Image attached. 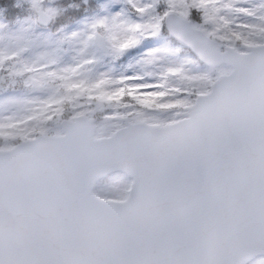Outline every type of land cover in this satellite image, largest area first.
Masks as SVG:
<instances>
[{
    "label": "snow or ice",
    "instance_id": "obj_1",
    "mask_svg": "<svg viewBox=\"0 0 264 264\" xmlns=\"http://www.w3.org/2000/svg\"><path fill=\"white\" fill-rule=\"evenodd\" d=\"M6 5L0 264H264V0Z\"/></svg>",
    "mask_w": 264,
    "mask_h": 264
},
{
    "label": "rangeland",
    "instance_id": "obj_2",
    "mask_svg": "<svg viewBox=\"0 0 264 264\" xmlns=\"http://www.w3.org/2000/svg\"><path fill=\"white\" fill-rule=\"evenodd\" d=\"M8 3L11 4V6L17 4L18 2L20 4H24V0H7ZM0 3L1 0H0ZM15 11H19V9H16ZM31 126L29 125H20V126H8L5 125L4 127H0V135L4 136L6 139L11 141L12 138L17 137V136H23V135H28L30 132Z\"/></svg>",
    "mask_w": 264,
    "mask_h": 264
},
{
    "label": "trees",
    "instance_id": "obj_3",
    "mask_svg": "<svg viewBox=\"0 0 264 264\" xmlns=\"http://www.w3.org/2000/svg\"><path fill=\"white\" fill-rule=\"evenodd\" d=\"M1 2L3 3V0H1ZM6 7H8L10 9V12L9 13H5V15L8 16L9 19H11L12 18V15H11V8H12V6H11L10 3H8V1H7ZM2 19L4 20V22H7V20H5L4 18H2Z\"/></svg>",
    "mask_w": 264,
    "mask_h": 264
}]
</instances>
